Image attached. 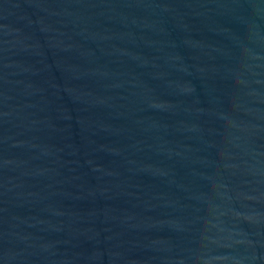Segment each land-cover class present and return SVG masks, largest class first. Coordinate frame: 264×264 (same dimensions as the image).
Instances as JSON below:
<instances>
[{"label": "water", "instance_id": "water-1", "mask_svg": "<svg viewBox=\"0 0 264 264\" xmlns=\"http://www.w3.org/2000/svg\"><path fill=\"white\" fill-rule=\"evenodd\" d=\"M0 264H264V0H0Z\"/></svg>", "mask_w": 264, "mask_h": 264}]
</instances>
